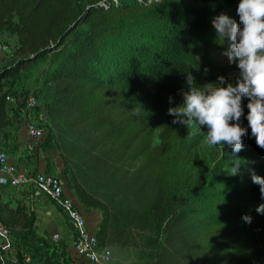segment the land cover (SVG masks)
<instances>
[{
    "label": "trees",
    "instance_id": "obj_1",
    "mask_svg": "<svg viewBox=\"0 0 264 264\" xmlns=\"http://www.w3.org/2000/svg\"><path fill=\"white\" fill-rule=\"evenodd\" d=\"M106 2L0 0V36L17 38L15 64L0 74V132L9 126L3 80L19 77L53 52L48 51L53 45H62L80 20L89 27L88 43L71 51L50 74L53 99L48 113L59 131L60 156L78 202L102 214L96 233L100 246L152 251V264H264V215L256 211L264 204L261 192L251 201L226 206L223 214L201 216L206 205L199 194L212 175V164L178 128H165L156 143L153 127L127 102L124 88L126 82L179 98L189 87V73L194 87L215 83L219 76L234 82L235 65L216 56L224 46L213 19L226 14L239 22V0H187L168 11L163 8L154 31L137 34L138 41L152 46L150 60L120 77V83L111 79L120 69L99 75L89 66L97 63L106 40L117 37L142 7L136 0H120L119 6ZM163 26L166 34L156 33ZM241 103V126L248 128V135L234 158L263 169L264 149L257 146L246 119L247 98ZM46 144L52 146L50 136ZM35 221L34 212L21 203L10 211L20 250L16 261L8 263L71 264L67 243L53 245L49 234L37 233Z\"/></svg>",
    "mask_w": 264,
    "mask_h": 264
},
{
    "label": "rangeland",
    "instance_id": "obj_2",
    "mask_svg": "<svg viewBox=\"0 0 264 264\" xmlns=\"http://www.w3.org/2000/svg\"><path fill=\"white\" fill-rule=\"evenodd\" d=\"M136 1L140 2L142 12L126 21L122 25L121 32L119 31L117 37H111L106 40L103 51L97 56V63L94 67L91 65L89 66L91 70L94 69L93 71L99 75H110L115 69H120L124 73H120L121 71H119L116 73L117 76L111 78L115 79L118 83H120V77L128 76L130 71L134 68L136 69V65L142 62L145 65L150 60L153 52V49H151L152 46L148 44L143 45L137 40V34L140 33V31L142 32V30L146 32V34H150L151 31L153 32L155 29L153 26H155L156 22L161 21L159 13L163 8L164 11H168L173 7L180 6L184 2H187V0H158L159 3H157V0ZM109 2H113L118 6L121 4L120 0H108V2H106L108 6H110ZM152 6H155V8H152ZM73 29L72 33L58 49L49 53L46 57L37 60L31 67L22 71L19 77L3 80L5 86L4 94L14 97L25 94L27 99L35 98L38 101V105L31 110H23L21 108L16 110L15 107L13 111L9 110V113L7 111L9 126L7 129L0 132V151L6 152L7 154L13 153L17 160L20 161L18 162L20 167L30 172L35 171L39 173V171L37 172V169H35V164L41 157L47 159L48 162L52 164V162L54 163L53 158L60 155L59 131L51 115L48 113V105L53 99V91L49 83V76L71 51L88 43L86 36L89 32V27L84 22L79 20L76 22L75 26H73ZM166 30L167 27L163 26L162 29L160 28V31L156 33L163 35L166 34ZM224 46L227 45L225 44ZM16 49L17 38L15 35L4 33L0 36V74L5 69L15 64L14 53ZM216 56L222 62L229 63L228 59L224 58V55ZM120 59L123 60V63L121 65L115 64V62ZM208 87H212V85H208ZM124 88L127 102L135 107L141 115L145 116L146 120L149 121L153 127L156 134V143L159 142L158 136L165 128H178L186 136L188 144L198 147L212 164V175L209 179L206 178L205 187L199 194L200 202L206 205L201 208L203 209L200 211L201 216L211 217L212 211L214 213L223 214L226 210V206L251 201L260 192V186L252 181V174L254 172L256 175L264 177V168L257 169L254 167L255 163H248V161L244 163L243 161L241 162V160L235 159L233 151L230 150L228 146H225L224 151L220 146L209 148L203 142V137L206 135L205 132L207 131L206 127L199 129L193 125L188 128L183 124L172 123L175 117L168 114V109L182 103L183 97L172 98L170 102V97L162 96L152 89L141 88L137 85L127 84L126 82L124 83ZM29 123L39 124L44 130L46 138L48 136L51 137L52 146L46 144V139L40 141V143L33 142L30 139L28 141L21 139L22 143L18 146L15 142L21 138L22 133H24L23 130ZM233 163H240L239 171L236 175H230ZM63 175L64 176L61 177L64 179L67 189H72L70 174L66 172L65 166ZM48 176L54 175L49 174ZM11 192V194L15 196L20 192L29 195V207L35 204V201H38L41 195L37 190L31 187L24 189L14 188ZM15 201L18 202L16 199ZM21 203L24 204L23 202ZM77 203L80 205L79 202ZM7 207L9 208V206L5 208ZM8 208L6 209L7 212L10 211ZM208 210L209 212L207 213L206 211ZM7 212H5L2 217L7 218ZM11 231L16 251L10 259L16 260L15 255L20 248L17 237V232L19 230L11 228ZM49 237L52 239V236L49 235ZM52 241L53 245H59V242H55L53 239ZM57 248L58 247H56V249ZM110 248L112 251V258L108 264H152L154 260L152 251L134 250L118 246H112Z\"/></svg>",
    "mask_w": 264,
    "mask_h": 264
},
{
    "label": "clouds",
    "instance_id": "obj_3",
    "mask_svg": "<svg viewBox=\"0 0 264 264\" xmlns=\"http://www.w3.org/2000/svg\"><path fill=\"white\" fill-rule=\"evenodd\" d=\"M236 11L239 22L226 14L213 19L220 45H227L217 55H225L230 66L238 70L234 82L219 76L215 84H208L212 87H194V77L189 73L182 103L168 109V114L175 117L173 124L206 127L203 142L209 148L220 146L223 151L228 146L233 156L242 150V138L248 135V128L241 126L242 98L248 100L246 119L251 136L264 149V0H239ZM239 167L240 163H233L230 175H236ZM252 181L264 196V177L253 172ZM256 211L264 214V204ZM243 218L251 222V217Z\"/></svg>",
    "mask_w": 264,
    "mask_h": 264
},
{
    "label": "built area",
    "instance_id": "obj_4",
    "mask_svg": "<svg viewBox=\"0 0 264 264\" xmlns=\"http://www.w3.org/2000/svg\"><path fill=\"white\" fill-rule=\"evenodd\" d=\"M4 51V50H3ZM6 95V94H5ZM7 109L19 108L31 110L38 105L35 98L27 99L25 94L17 97L6 95ZM7 110V111H8ZM9 113V111H8ZM28 139L39 142L46 139V134L39 124L26 125ZM34 188L49 198L68 218L73 231L72 240L67 244L66 253L71 264H108L112 258L110 247L100 246L96 233H91L82 214L81 206L66 194L67 185L64 179L48 176L44 173L30 172L11 161L9 154L0 151V195L4 187ZM60 242L58 234L52 236ZM15 242L12 231L7 225L0 223V264H9L10 257L15 253ZM15 262L16 260H11ZM30 262V258L26 260Z\"/></svg>",
    "mask_w": 264,
    "mask_h": 264
},
{
    "label": "crops",
    "instance_id": "obj_5",
    "mask_svg": "<svg viewBox=\"0 0 264 264\" xmlns=\"http://www.w3.org/2000/svg\"><path fill=\"white\" fill-rule=\"evenodd\" d=\"M23 131L24 133H22L21 138L17 140L18 142H15L18 146L21 145L20 143H22L21 139L27 141L29 140L27 137L26 129H24ZM9 156L11 161L20 166L18 164V162L20 161L17 160L13 153H9ZM53 160L54 163L52 162V164H49L47 159L41 157L40 160L36 162L35 169H37V172L39 171V173L63 177L64 162L62 157L58 155L57 157H54ZM12 189L14 188L9 186L4 187L0 195V223L7 225L11 229L12 227L10 226L9 222V213L12 210L15 211L18 207V204L23 202V205L28 208L29 212H31L32 207V212H34L36 217L34 228L39 235L46 236V234H49L50 236H53L55 234H58L62 241L66 242L67 244L71 242L73 236L72 226L68 218L55 204L50 201L49 198L41 194L38 198V201L36 200L35 204L29 207V195H27L26 193L22 194L21 192L16 194V196L12 195ZM66 194L68 197L73 198L74 200H76V202H78L76 195L72 189H67ZM15 199L18 202H16ZM6 206H9V208L7 207L10 210L9 212L6 211ZM82 208V214L87 222L89 231L91 233H97V231L99 230V225L102 221V214L96 209L90 210L84 207ZM5 212H7V218L2 217L4 216L3 214H5Z\"/></svg>",
    "mask_w": 264,
    "mask_h": 264
},
{
    "label": "water",
    "instance_id": "obj_6",
    "mask_svg": "<svg viewBox=\"0 0 264 264\" xmlns=\"http://www.w3.org/2000/svg\"><path fill=\"white\" fill-rule=\"evenodd\" d=\"M69 32H67V34H68ZM67 34H65V36L67 35ZM61 43H62V41H59L57 44H55V45H53L48 51H55L56 49H58L59 47H60V45H61ZM32 58H35V56L34 57H32ZM11 68V67H10ZM3 73L4 72H2V76H3Z\"/></svg>",
    "mask_w": 264,
    "mask_h": 264
},
{
    "label": "bare ground",
    "instance_id": "obj_7",
    "mask_svg": "<svg viewBox=\"0 0 264 264\" xmlns=\"http://www.w3.org/2000/svg\"><path fill=\"white\" fill-rule=\"evenodd\" d=\"M38 102V101H37Z\"/></svg>",
    "mask_w": 264,
    "mask_h": 264
}]
</instances>
